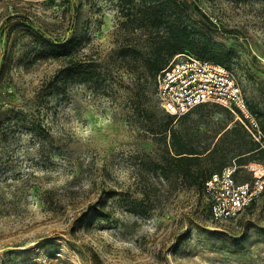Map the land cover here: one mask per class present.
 Listing matches in <instances>:
<instances>
[{"label": "rangeland", "instance_id": "1", "mask_svg": "<svg viewBox=\"0 0 264 264\" xmlns=\"http://www.w3.org/2000/svg\"><path fill=\"white\" fill-rule=\"evenodd\" d=\"M177 1L213 23L257 125L220 106L176 117L190 147L214 151L191 169L236 161L250 181L245 167L264 166L246 153L264 123V0ZM129 5L0 0V264H264V194L214 221L196 176L177 174L170 138L155 134L167 116L155 79L113 64L120 46L154 49L151 35L122 31ZM71 57L97 62L100 82L73 73Z\"/></svg>", "mask_w": 264, "mask_h": 264}, {"label": "trees", "instance_id": "2", "mask_svg": "<svg viewBox=\"0 0 264 264\" xmlns=\"http://www.w3.org/2000/svg\"><path fill=\"white\" fill-rule=\"evenodd\" d=\"M140 1L136 3L135 0H128L130 5L126 12L123 13V21L120 24L121 29L130 35H151L150 45L154 49L142 53L133 49L132 45L120 46L115 52L114 65L123 66L130 74H136L139 68H143L148 77L155 79L156 87L157 76L168 66L175 56L180 54L186 53L199 59L211 61L230 68L226 65L227 59L231 56L230 53L222 49L208 36L211 35L210 27L213 26V23L207 20L201 23L198 19L199 17L196 16L193 18V12H200L191 3L188 1L178 2L177 0ZM58 46L59 49L65 51L71 46V42L67 41ZM72 60L74 58L71 57L69 59L70 66H75L73 73L80 72L81 75L87 76L89 80L95 81L96 84L100 82L101 76L95 65L97 62L89 63L90 65L86 67L82 64L77 65ZM141 79L142 74L138 73L136 80L137 88H140L139 83ZM141 113L142 115L149 114L147 111L145 113V110H141ZM236 114L244 116L238 110H236ZM175 118L176 116L167 114L166 123L160 129V132H155V134H160L167 145L168 139L170 138L169 145H171V148H168V152L169 154L171 152L174 153L172 160L177 164V174L185 179L196 176L195 180L189 184L190 187L203 188L204 191L206 182L214 174L220 173L226 167L232 165L239 167V170L242 168L241 165H238L234 161L223 167L217 173L210 172L204 168H199V171H192L191 163L200 162L203 155H209L214 151L206 150L205 152H199L197 149L190 147L181 136L180 131L175 128ZM260 131L264 136V123ZM248 144L250 148L246 153L252 155L261 152L264 154V149L261 145L254 142L251 138Z\"/></svg>", "mask_w": 264, "mask_h": 264}, {"label": "built area", "instance_id": "3", "mask_svg": "<svg viewBox=\"0 0 264 264\" xmlns=\"http://www.w3.org/2000/svg\"><path fill=\"white\" fill-rule=\"evenodd\" d=\"M157 97L163 110L172 116L187 115L202 105H220L234 114L240 111L257 127L235 71L193 55H177L161 71L157 76ZM255 132L256 141L264 149L262 132ZM245 169L252 174V180L239 181V167L232 165L206 182L204 193L214 221L236 219L264 194V166L251 164Z\"/></svg>", "mask_w": 264, "mask_h": 264}, {"label": "snow or ice", "instance_id": "4", "mask_svg": "<svg viewBox=\"0 0 264 264\" xmlns=\"http://www.w3.org/2000/svg\"><path fill=\"white\" fill-rule=\"evenodd\" d=\"M87 133H85V135H86Z\"/></svg>", "mask_w": 264, "mask_h": 264}]
</instances>
